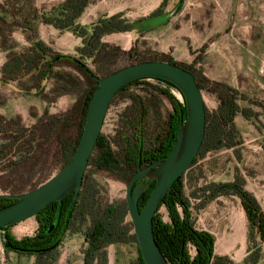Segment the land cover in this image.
<instances>
[{
	"label": "rangeland",
	"instance_id": "1",
	"mask_svg": "<svg viewBox=\"0 0 264 264\" xmlns=\"http://www.w3.org/2000/svg\"><path fill=\"white\" fill-rule=\"evenodd\" d=\"M63 1L21 0V3L24 7L26 3L30 4L27 7L41 16L49 14ZM163 1L92 0L91 4L101 2L110 7L101 15L102 18L119 11L134 24V35L119 36L131 37L128 45H121L110 37L104 38L105 44L111 48L109 51L102 49L99 53L83 57L77 52L82 47L81 39L68 30L58 31L42 23L36 38L41 39L53 55L76 59L97 78L144 61L171 60L191 66L196 74L209 82L201 91L209 114L218 109L221 90L233 91L239 108L251 116L247 120L239 114L234 119L241 144L235 150L207 153L184 177V194L192 205L195 227L203 230V225L198 222L201 210L206 209L198 210L204 202L200 198L202 188L210 183L232 182L236 176L243 178L245 186L247 181H264V0H167L161 7ZM175 8L174 15L164 24L152 29L143 27L141 21L159 9L160 14H167ZM14 20L10 17L7 24L13 27L0 33V46L3 39H7V49H15L19 53L29 48L24 40L29 41L30 36H21ZM93 27L80 28L90 34ZM6 58L7 54L0 48V195L15 196L34 190L62 170L60 143L62 139L74 141L77 138L80 116L76 109L83 102L88 81L75 66L62 61L53 66L45 81L24 92L20 87L31 89L32 86L28 77L21 78L19 82H1V69ZM161 90L167 91L166 86L145 80L111 101L100 134L116 155L120 156L122 148L120 137L134 133L127 124L128 114L134 110L131 109L133 100L142 102L146 111L143 122H133L137 131L143 134L146 147H149L156 131L165 127L172 105ZM168 91L182 100L173 89ZM134 174L126 178L118 172L99 171L92 165L85 171L86 179L91 178L99 184L98 199L104 206L126 202L128 180ZM157 212L164 222H170L164 207ZM124 224L128 225L129 235L133 234L129 212ZM89 227V218L83 224L77 222L65 234L52 258L39 259V262L83 264V254L87 249L83 231ZM204 228L211 229L209 225ZM37 229L34 217L11 226L8 231L20 240L33 236ZM3 235L0 231V264L38 263L35 257L6 252ZM230 236L225 232L217 235L213 252L241 261L245 254V231L240 223L235 222ZM189 251L191 256L195 254L194 248L190 247ZM262 251L264 253V249ZM106 252L108 264H137L138 251L134 242L109 246Z\"/></svg>",
	"mask_w": 264,
	"mask_h": 264
},
{
	"label": "trees",
	"instance_id": "2",
	"mask_svg": "<svg viewBox=\"0 0 264 264\" xmlns=\"http://www.w3.org/2000/svg\"><path fill=\"white\" fill-rule=\"evenodd\" d=\"M91 1L64 0L58 6L52 8L47 15L40 16L34 11L31 14V20L25 18L22 23L14 20L15 27L23 28L30 32L32 44L30 48L22 52L8 53L1 69V82L3 83L19 82L21 78L28 77L32 86L31 89L20 87V90L24 92L35 89V86L45 81L51 74L53 66L62 61L75 66L87 79V94L85 91L83 102L76 109L80 116L77 125V138L74 141L62 139L60 143L62 169L69 164L79 144L86 122L88 107L96 90V82L91 78L93 76L92 73L81 62L71 57L53 55L50 49L36 38V29L33 27V24L39 21L58 31H70L77 38L81 39L82 47L78 48L77 52L83 57L99 53L102 49L108 51L111 48L103 42V39L112 35L132 33L135 30L134 24L128 22L123 13H118L99 19L91 33L88 34L87 30L85 31V29L78 27L75 23L91 4ZM165 2L167 0L163 1L161 7L165 5ZM20 4L21 0H4L0 4V33L9 27H13L7 24L8 17L16 19L20 16L23 9ZM160 12L159 9L150 18L160 15ZM144 21L145 19L141 22ZM6 40L3 39L0 48L6 47ZM162 62L178 65L190 72L195 77L201 91L209 83L202 76L196 74L191 69V66L178 64L171 60ZM143 81L145 80H138L128 84L115 97L126 91L129 87ZM154 81L166 86L167 91L161 90V93L167 96L172 105V112L168 115L165 127L156 131V135L153 136L149 147H146L142 139L143 134L139 133L133 126V122H143L145 120L147 116L146 111L142 107V102L133 100L134 106L131 109L134 110H130L127 124L129 129H132L134 133L127 137H120L122 144L120 156L114 153L106 138L100 134L87 166L92 165L99 171L118 172V174L127 178L130 174L136 172L139 161L141 166H148L159 159L165 158L171 152L182 121L181 113H183V119L185 120L186 118L185 101L182 97V102H180L179 99L169 93V89H174L180 94L171 84L161 80ZM72 85L76 86V83L72 82ZM37 92L41 93V90ZM234 96L232 90L224 88L221 90V95L219 96L220 105L218 109L209 114L205 107V135L199 153L190 168L197 163L199 158L211 151L221 149L235 150L241 144L234 119L239 114L247 120H250L251 116L239 108ZM185 174L174 183L160 206V208L164 207L166 209L170 222H164L158 212L153 218L154 237L167 263L236 264L228 256L215 255L213 252L214 236L207 231L196 229L192 205L184 194ZM154 186L155 181L148 185V188L140 197L138 203L140 210L147 202ZM244 186L245 181L241 176H236L232 182L210 183L207 187L201 189L200 198L204 199V202L198 210L205 208L207 204L218 197L232 196L238 198L247 220L246 256L238 264H260L264 258L262 251V244L264 242V212L253 194L248 192ZM99 188L98 183L91 178L86 179V175L84 174L81 190L73 210L69 213L73 193L61 202L49 204L35 216L38 229L33 236L17 240L8 231L10 227L1 229L0 231L4 233L3 247L5 251L35 257L38 260L36 264H42L39 262V259H51L54 252L60 246L65 234L73 229L77 222L83 224L89 218L90 227L83 231V237L87 244V249L83 254V264H108L106 249L112 245H124L130 242H134L137 246V264H144L136 236L134 233L129 235L128 225L124 224L125 216L128 214L126 202L120 205H102L98 199L100 194ZM15 202L16 200L10 198L1 199L0 209ZM190 247L195 249L193 256L190 255ZM42 262L44 263L43 260Z\"/></svg>",
	"mask_w": 264,
	"mask_h": 264
},
{
	"label": "water",
	"instance_id": "3",
	"mask_svg": "<svg viewBox=\"0 0 264 264\" xmlns=\"http://www.w3.org/2000/svg\"><path fill=\"white\" fill-rule=\"evenodd\" d=\"M148 18L142 22L147 29L164 24L176 12ZM96 90L90 101L86 122L79 144L69 164L58 174L34 190L21 195H0V200H16L0 209V230L34 218L49 204L61 202L73 195L69 213L73 210L88 165L111 101L128 84L138 80H161L174 86L183 97L186 118L181 113V124L171 152L162 159L138 169L130 179L126 191V204L144 264H168L153 233V218L174 183L184 175L197 157L203 143L206 126L205 103L195 77L182 67L167 62L148 61L132 64L103 78L91 77ZM155 181V186L142 209L139 199Z\"/></svg>",
	"mask_w": 264,
	"mask_h": 264
},
{
	"label": "crops",
	"instance_id": "4",
	"mask_svg": "<svg viewBox=\"0 0 264 264\" xmlns=\"http://www.w3.org/2000/svg\"><path fill=\"white\" fill-rule=\"evenodd\" d=\"M4 2V0H0V4H2ZM162 2V1H161ZM160 2V4H161ZM159 4V5H160ZM21 7L23 8L21 11V14L19 17H17L15 20L19 23H22V21L25 18H28L31 20V14L34 13V11L32 9H30L25 5V7L23 6V4H20ZM110 9V7L107 5H105L104 3H97V4H90L88 6V8L85 9L84 13L82 14V16L77 20V22L75 23V25H78L79 27H93V25L100 19L102 18L101 15L103 13H105L106 9ZM120 13L115 12V13H109L107 14L105 17H110L113 15H116ZM8 19H10V17H8ZM33 24V22H32ZM33 27L36 29V32L41 29V23L39 21H36L33 24ZM19 29V34L21 36L24 37V35H29L30 36V32L26 31L23 28H17ZM23 32V33H22ZM134 35L135 33H130L131 36ZM122 34H118V35H112V36H108V38H112V41H119L121 43V45H128L129 42L131 41V37H128L127 35L124 37H119ZM106 38V37H105ZM130 38V39H129ZM38 40L41 41V39L38 38ZM26 46H29V48L31 47V40L29 38V41L27 39L24 40ZM103 42L105 43L104 39ZM4 49V53L8 54L10 52H15V49H7V46L3 48ZM24 48L22 47V50ZM26 50V49H25ZM24 51V50H23ZM109 51V50H108ZM85 94V93H84ZM87 94V91H86ZM224 182H231V181H223ZM245 189L250 192L251 194H253V196L256 198V200L258 201L261 209L264 212V181H254L253 183L250 182H246V186ZM198 222L200 221L201 224L203 225V231H207L210 234H212L214 236V239L216 238L217 235H222V233L225 232L226 236L231 237V233H232V229L234 227L235 222L240 223V225H242V227L244 228L245 231V254L243 259L246 256V224H247V220H246V215L245 212L242 208L241 202L238 198L236 197H218L216 198L214 201L210 202L209 204H207L206 209L201 210L200 216L198 218ZM206 225L210 226L211 229H206L204 227H206ZM264 249V243L262 244V250ZM217 255V254H215ZM217 256H227V255H217ZM234 263L238 264L241 261H243V259L241 261H234L233 258H231L230 256H228ZM264 258L262 259V261L260 262V264H263Z\"/></svg>",
	"mask_w": 264,
	"mask_h": 264
},
{
	"label": "flooded vegetation",
	"instance_id": "5",
	"mask_svg": "<svg viewBox=\"0 0 264 264\" xmlns=\"http://www.w3.org/2000/svg\"><path fill=\"white\" fill-rule=\"evenodd\" d=\"M140 167L143 168V167H146V166H141V165H140ZM137 169H138V167H137ZM136 171H137V170H136Z\"/></svg>",
	"mask_w": 264,
	"mask_h": 264
},
{
	"label": "built area",
	"instance_id": "6",
	"mask_svg": "<svg viewBox=\"0 0 264 264\" xmlns=\"http://www.w3.org/2000/svg\"><path fill=\"white\" fill-rule=\"evenodd\" d=\"M174 90V89H173ZM175 91V90H174ZM180 102H182V100L179 99Z\"/></svg>",
	"mask_w": 264,
	"mask_h": 264
}]
</instances>
